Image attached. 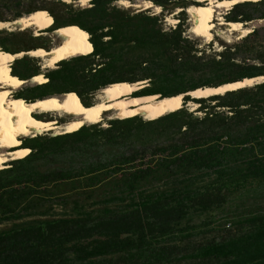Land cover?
I'll return each mask as SVG.
<instances>
[{
  "label": "trees",
  "instance_id": "1",
  "mask_svg": "<svg viewBox=\"0 0 264 264\" xmlns=\"http://www.w3.org/2000/svg\"><path fill=\"white\" fill-rule=\"evenodd\" d=\"M79 1L0 0V23L39 12L50 24L0 28V52L18 54L4 74L25 82L12 97L68 95L89 108L111 85L142 83L132 97L180 96L183 106L14 141L25 155L0 168V264H264V0L223 15L248 33L210 42L188 34V8L207 0H142L159 12ZM65 27L86 54L44 67L30 53L51 51Z\"/></svg>",
  "mask_w": 264,
  "mask_h": 264
},
{
  "label": "bare ground",
  "instance_id": "2",
  "mask_svg": "<svg viewBox=\"0 0 264 264\" xmlns=\"http://www.w3.org/2000/svg\"><path fill=\"white\" fill-rule=\"evenodd\" d=\"M207 1L208 3L203 6H191L188 8V12L194 21L192 32L196 36L211 38L213 30L212 20L215 14L218 13L219 10L225 8L229 9L237 2L244 0ZM149 4L151 3L147 2V5ZM16 22V24L22 22L25 28H35L37 33L48 28L50 25L49 21L39 12ZM11 24L0 23L2 26L5 25L10 27ZM229 25L232 30H239L242 28V24L240 23H229ZM244 31L248 32L247 28ZM57 34L65 37L63 43L56 44L51 52L38 49L31 52L30 55L45 58L46 66L53 67L58 61L64 58L78 54H86L87 49L85 41L76 29L72 27L62 28L60 31H57ZM17 58V55L3 54L0 52V168L4 167L9 157L17 159L25 155V152L21 151L19 148L13 150V148H16L13 143L14 140L22 136L32 135L36 131L42 132L62 129L66 132H73L86 123L92 124L100 122L101 120L98 117L103 118L106 111H115L117 113V118L144 115L147 119H156L168 112L178 110L183 106L180 102V96L170 98H161L159 96L132 97L131 94L138 90L142 83L111 85L100 92L101 95L98 97V102L89 108L84 107L80 103L77 104L72 102L68 95L45 98L34 103L18 101V99L12 96H5V93H14V91L23 86L25 82H12L4 74L5 67ZM34 81L40 84L43 83V78L36 76ZM252 82L253 80H248L246 82L227 84L219 88L199 89L190 92V95L194 98H203L215 94H223L228 90L243 87L245 84H250ZM53 111L65 113L71 117V120L64 126H58L54 120H30V115H35L36 113L39 115L41 112ZM8 148H10V150H7Z\"/></svg>",
  "mask_w": 264,
  "mask_h": 264
},
{
  "label": "rangeland",
  "instance_id": "3",
  "mask_svg": "<svg viewBox=\"0 0 264 264\" xmlns=\"http://www.w3.org/2000/svg\"><path fill=\"white\" fill-rule=\"evenodd\" d=\"M85 1V2H84ZM88 1L87 0H81L79 1V4L81 6H87L88 5ZM151 3V2H150ZM208 3L205 2L204 5H206ZM118 4L120 6H124V7H133L135 9H148L150 8L152 11H155V12H159L160 9L158 7H155L152 3L147 5V2L146 1H142V0H134L133 2L129 1V0H121L120 2H118ZM230 9V8H229ZM229 9H222V10H219L218 13L215 14L214 18H213V30H212V36L211 38H206V37H201L205 42H210L212 39H217L218 38V41L219 40H222V41H233L235 39H237L238 37L240 36H243L245 35L246 33H248L247 31L245 32L244 28H240L239 30H232L231 26L226 23L224 20H223V15L229 10ZM190 18L188 20V23L190 24V27H189V30H188V34L192 35V36H196L193 32H192V27L194 25V21L190 15V13H188ZM6 17H9L11 16V13H6L5 15ZM168 25L170 26H174L176 23H177V20L174 18L173 15L169 16L167 19H166ZM262 22L259 21V22H255L252 24V27H256V26H259ZM215 27V28H214ZM0 28H10V26H5V25H0ZM31 28V27H30ZM34 31L35 28H33ZM251 28H247L248 31H250ZM200 37V36H199ZM58 43H62L61 42V39L57 36V35H54V39L52 41V44H53V48L56 44ZM1 50V49H0ZM24 54V53H22ZM42 59V62L44 65V67H46V63H45V58H41ZM37 82H33L31 81V84H35ZM24 85V83H23ZM13 93H9V92H6L5 93V96L9 95V96H12ZM101 94L99 93L97 95V100H98V97L100 96ZM193 104H190L191 108L192 109H195L196 107H194V105L192 106ZM48 113V114H47ZM37 114V113H36ZM38 115V114H37ZM40 116H43V117H46V119L48 120H54L55 123L58 124V126H64L65 124H67L70 120H71V117H69L67 114L65 113H58V112H41L39 113ZM35 116V115H33ZM145 119H147L144 115H142ZM36 117V116H35ZM37 118V117H36ZM100 120H108V119H111V118H117V113L115 111H106L104 113V116L103 118H100L98 117ZM39 119V118H37ZM31 121L35 120V119H30ZM40 120V119H39ZM42 120V119H41ZM35 121H38V120H35ZM51 123V122H49ZM87 124V123H86ZM44 132V131H43ZM46 132V131H45ZM47 132H52L53 134H59L61 132H65L64 130L62 129H57V130H47ZM42 133V132H41ZM38 133H34L32 135H28V136H34ZM23 137H27V136H22L21 138ZM16 141V140H14ZM22 142V140H21ZM14 143V142H13ZM16 147V146H15ZM12 149V148H11ZM14 149V148H13ZM7 150H10V148H8ZM9 160H12L11 157H9ZM8 160V161H9ZM7 161V162H8Z\"/></svg>",
  "mask_w": 264,
  "mask_h": 264
},
{
  "label": "water",
  "instance_id": "4",
  "mask_svg": "<svg viewBox=\"0 0 264 264\" xmlns=\"http://www.w3.org/2000/svg\"><path fill=\"white\" fill-rule=\"evenodd\" d=\"M238 3V2H237ZM187 12H188V10H187ZM189 13V12H188ZM32 15V14H31ZM31 15H29V16H31ZM28 16V17H29ZM28 17H22L21 19H19V20H22V19H24V18H28ZM53 17V16H52ZM53 20H54V18H53ZM18 21V20H17ZM17 22L15 21V22H13L12 24L11 23H9V24H11V27L9 28V29H19V30H23V29H26L24 26H23V24H22V22H20V23H18V24H16ZM14 26V27H13ZM66 28V27H65ZM62 29V28H61ZM61 29H58V30H56L55 31V35H57L60 39H61V42L63 43L64 41H65V37H62V36H60V34H57V31H60ZM45 50V49H44ZM52 51V50H51ZM51 51H49V52H51ZM18 55V54H17ZM74 56V55H73ZM35 78V77H34ZM34 78L32 79V81L33 82H35L34 81ZM261 78H258V79H246V80H244V81H242V82H246V81H248V80H253V82L252 83H250V84H245L244 86H251V85H253V84H255L258 80H260ZM239 83V82H238ZM234 84V83H233ZM243 86V87H244ZM143 87V86H142ZM237 89V88H236ZM229 91V90H228ZM193 97V96H192ZM194 98V97H193ZM43 132V131H42ZM36 133H41V132H38V131H36Z\"/></svg>",
  "mask_w": 264,
  "mask_h": 264
},
{
  "label": "flooded vegetation",
  "instance_id": "5",
  "mask_svg": "<svg viewBox=\"0 0 264 264\" xmlns=\"http://www.w3.org/2000/svg\"><path fill=\"white\" fill-rule=\"evenodd\" d=\"M41 117H43V116H41ZM43 118H46V117H43Z\"/></svg>",
  "mask_w": 264,
  "mask_h": 264
},
{
  "label": "built area",
  "instance_id": "6",
  "mask_svg": "<svg viewBox=\"0 0 264 264\" xmlns=\"http://www.w3.org/2000/svg\"><path fill=\"white\" fill-rule=\"evenodd\" d=\"M89 2V0H87Z\"/></svg>",
  "mask_w": 264,
  "mask_h": 264
}]
</instances>
